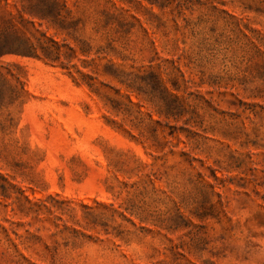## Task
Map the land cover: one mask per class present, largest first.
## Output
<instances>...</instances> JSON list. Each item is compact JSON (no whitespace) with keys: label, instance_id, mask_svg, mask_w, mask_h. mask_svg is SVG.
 <instances>
[{"label":"rangeland","instance_id":"rangeland-1","mask_svg":"<svg viewBox=\"0 0 264 264\" xmlns=\"http://www.w3.org/2000/svg\"><path fill=\"white\" fill-rule=\"evenodd\" d=\"M0 36L37 55L0 56V264H264V0H0Z\"/></svg>","mask_w":264,"mask_h":264},{"label":"trees","instance_id":"trees-1","mask_svg":"<svg viewBox=\"0 0 264 264\" xmlns=\"http://www.w3.org/2000/svg\"><path fill=\"white\" fill-rule=\"evenodd\" d=\"M7 39L6 37L4 38ZM6 54H17L26 57H36V51L33 47H11L9 43L4 42L0 36V56Z\"/></svg>","mask_w":264,"mask_h":264}]
</instances>
